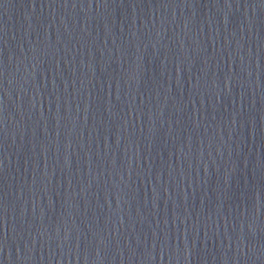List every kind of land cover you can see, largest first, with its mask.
<instances>
[{
  "label": "water",
  "instance_id": "95a60500",
  "mask_svg": "<svg viewBox=\"0 0 264 264\" xmlns=\"http://www.w3.org/2000/svg\"><path fill=\"white\" fill-rule=\"evenodd\" d=\"M262 0H0V264H264Z\"/></svg>",
  "mask_w": 264,
  "mask_h": 264
},
{
  "label": "snow or ice",
  "instance_id": "6c2138e0",
  "mask_svg": "<svg viewBox=\"0 0 264 264\" xmlns=\"http://www.w3.org/2000/svg\"><path fill=\"white\" fill-rule=\"evenodd\" d=\"M261 4H264V0H262V3Z\"/></svg>",
  "mask_w": 264,
  "mask_h": 264
}]
</instances>
